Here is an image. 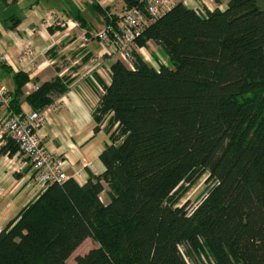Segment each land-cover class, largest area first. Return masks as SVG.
<instances>
[{"label":"trees","instance_id":"obj_1","mask_svg":"<svg viewBox=\"0 0 264 264\" xmlns=\"http://www.w3.org/2000/svg\"><path fill=\"white\" fill-rule=\"evenodd\" d=\"M123 1L126 8L146 3ZM261 1L228 0L224 9L198 12L178 0L145 27L138 46L154 42L170 64L156 67L137 50L133 68L112 64L94 110L95 131L110 134L100 154L106 170L87 168L84 183L69 176L26 204L0 229V264H70L88 238L97 246L75 264H264ZM13 3L0 0V8ZM91 6L106 24L118 18L97 0ZM74 18L85 23L80 10ZM6 20L12 28L21 22L16 12ZM29 80L14 74L15 113L23 112L19 96ZM63 80L27 97L34 110L66 91ZM18 150L8 138L0 156ZM205 175L196 204H181Z\"/></svg>","mask_w":264,"mask_h":264},{"label":"crops","instance_id":"obj_2","mask_svg":"<svg viewBox=\"0 0 264 264\" xmlns=\"http://www.w3.org/2000/svg\"><path fill=\"white\" fill-rule=\"evenodd\" d=\"M12 1L18 0H9ZM66 1L63 7L56 11L65 24L61 29L55 28L59 25H49L42 18L54 9L42 10L38 5L34 6V3H31L24 16L18 14L21 18L20 24L12 28V22L6 20L4 9L0 8V80L8 88L13 99L16 97L14 74L19 71L29 74L30 80L24 85L22 95L19 96L22 111L29 113L34 108L27 97L39 85L57 77L64 78L63 82L67 85V89L53 96L54 100L51 103L53 106L46 111L45 123L38 129V134L43 145L66 160L69 176L84 183L89 177L87 168L92 169L96 174L106 170L100 154L106 144L110 143V134L104 128L95 131L97 122L94 118V110L98 104L100 89L111 81L105 70L111 68L117 58L106 54L103 45L90 34L101 30L106 24L104 16L91 6L93 0H72V4L68 3L69 7L65 6ZM97 1L110 13L116 14L114 10L116 0ZM120 2L126 8L124 1L120 0ZM189 2L191 4L189 7L206 6L213 10L216 7L224 9L228 0L221 2L189 0ZM13 5L14 3L11 6ZM78 10L85 19L84 24H80L74 18ZM32 27H37L38 31L32 33ZM50 27L56 30L51 31ZM85 34L89 37L88 41L84 40ZM28 43L35 46L36 55L30 63L22 65L19 60L23 55V48ZM148 46V48L143 47V50L148 51L150 48L154 50L156 56L160 55V52L163 53L154 42H149ZM4 56L7 59H4ZM163 62L168 64L164 59ZM151 64L157 67L156 60ZM7 113L5 108L0 107V117L6 116ZM7 139L0 133V147L6 144ZM39 193L31 178V164L28 159L19 150L12 155L2 154L0 156V229L17 216L20 210Z\"/></svg>","mask_w":264,"mask_h":264},{"label":"built area","instance_id":"obj_3","mask_svg":"<svg viewBox=\"0 0 264 264\" xmlns=\"http://www.w3.org/2000/svg\"><path fill=\"white\" fill-rule=\"evenodd\" d=\"M182 1L191 6L189 0ZM174 4V0H146L144 8L139 6L126 8L114 22L105 24L101 30L90 34L103 45L106 54L117 57L133 68L134 51L142 53L143 50V47L141 48L137 44L138 37L141 36L148 24L171 10ZM194 9L199 12L201 7H194ZM42 18L49 25H65L55 11L43 15ZM31 31L36 33L38 28L32 27ZM84 40H89L86 34ZM35 55V46L28 43L23 48V55L19 62L26 65ZM3 58L7 59L6 56ZM111 73V68L105 70L108 77H111ZM104 92V88H101L100 95ZM100 95H98L97 103L100 101ZM11 100L12 96L8 88L0 80V107L5 108L8 112L6 116L0 117V133L13 139L19 146V151L30 162L34 187L38 189V192H41L50 184L63 182L69 177L66 160L43 145L38 134V129L45 123L46 111L53 105L50 104L29 113H15L11 110ZM101 126L104 127L105 122ZM212 263L214 264L213 261Z\"/></svg>","mask_w":264,"mask_h":264},{"label":"rangeland","instance_id":"obj_4","mask_svg":"<svg viewBox=\"0 0 264 264\" xmlns=\"http://www.w3.org/2000/svg\"><path fill=\"white\" fill-rule=\"evenodd\" d=\"M65 1L66 0H18L16 2H14V5L11 6L12 7L11 9H9V10L6 9V10H4V12H5L6 16H8L9 12H12V13L16 12L17 14L24 16L25 12H27L29 10L31 3H34V6L38 5L39 8H41L42 10L54 9L55 12L56 11L58 12L63 7ZM174 1L177 2L178 0H174ZM66 2H67V3H65L66 7H69L68 3L72 4V0L71 1L68 0ZM260 4L264 8V0H262L260 2ZM114 6H115L114 10L116 11V15H121L125 10L124 6L121 5L120 0H116V4ZM4 12H1V13H4ZM86 12H87V10H86ZM59 26L62 27L61 25H59ZM154 53H155L154 50H151L150 48L148 49V51L142 50V55L148 62L152 63L153 60H156L157 65H158V64H161L163 62V59H164V60L168 61V63L170 64L169 60H167V58H166L167 56L164 53L160 52V55L157 54V56ZM150 54H154V55H150ZM126 64L129 65L128 63H126ZM206 178H207V175L203 176L190 189V191L181 200V204H183L186 201H189L191 206H194L196 204L197 200L199 199L201 194L206 189V186H207ZM102 197L105 201H107V197L105 196V194H103ZM95 246H97V243L95 241H93L91 238L86 239L83 242V244L70 257L69 263L75 264V258L77 255L85 254ZM182 250L185 251V249L183 247H182ZM202 264H210V263L207 261L206 258H203Z\"/></svg>","mask_w":264,"mask_h":264}]
</instances>
